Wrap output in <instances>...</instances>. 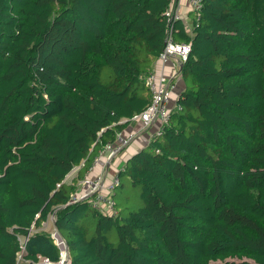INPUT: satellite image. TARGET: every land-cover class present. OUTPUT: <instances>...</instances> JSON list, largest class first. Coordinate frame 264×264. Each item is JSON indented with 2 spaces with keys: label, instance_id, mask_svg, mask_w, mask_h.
Instances as JSON below:
<instances>
[{
  "label": "trees",
  "instance_id": "trees-1",
  "mask_svg": "<svg viewBox=\"0 0 264 264\" xmlns=\"http://www.w3.org/2000/svg\"><path fill=\"white\" fill-rule=\"evenodd\" d=\"M171 1L0 0V264L59 260L49 214L69 264H264V0H202L191 32L172 22L184 88L117 173L137 207L115 189L114 214L68 203L150 102Z\"/></svg>",
  "mask_w": 264,
  "mask_h": 264
},
{
  "label": "built area",
  "instance_id": "built-area-1",
  "mask_svg": "<svg viewBox=\"0 0 264 264\" xmlns=\"http://www.w3.org/2000/svg\"><path fill=\"white\" fill-rule=\"evenodd\" d=\"M172 1L170 3V7L166 10L169 26L168 33L165 38L164 47L158 55L157 60L162 66L170 61L175 62L177 69L174 67L173 72L169 76H167L164 72H156L154 70L149 71L145 75L144 83L150 92V102L141 112L134 114L130 118V121L140 122L143 128L150 127L152 124L156 123L158 127L155 134L160 133L162 126L166 122L167 116L172 109L168 106V104L170 100V92L174 87L173 81L175 78L180 77V68H178L177 64H182L185 61L190 50V44L188 42H175L172 39L173 21L181 20L187 29V25L184 20L185 16L181 11L182 0H176L174 6L171 5ZM185 1L187 2L189 10L197 18V14L202 6V0ZM174 107L177 106L174 105ZM135 136L136 134L133 131H119L112 141L106 142L98 151V154L94 158L92 164L87 168V173L77 181L75 190L71 194L68 203L86 200L92 207H95L107 214H114L115 202L113 199V192L119 184L117 173L119 170H122L123 167H121L116 174L109 178L102 175L91 176L90 172L93 169L94 163L101 159L102 161L104 160L105 163L111 162L135 138ZM77 170V167L74 168L67 175L66 180H70L73 176H75ZM71 174L74 175L69 178V175ZM49 215L52 216V214ZM51 218L53 220V227L48 232V235L52 238L53 242L60 251L59 260L57 262H50L44 258V261L41 264H57L60 263L61 260L67 261L68 258L66 242L56 230L54 226V218ZM46 221L47 219L42 222L39 230L45 227ZM32 228L33 227H31V230ZM25 241L26 238H20L21 250L24 249ZM35 264L40 263L38 261Z\"/></svg>",
  "mask_w": 264,
  "mask_h": 264
},
{
  "label": "crops",
  "instance_id": "crops-1",
  "mask_svg": "<svg viewBox=\"0 0 264 264\" xmlns=\"http://www.w3.org/2000/svg\"><path fill=\"white\" fill-rule=\"evenodd\" d=\"M175 1L176 0L172 1L171 4L172 6L175 5ZM181 11L188 20L186 24L187 30L191 32V26H189V24L191 23L193 17H192V12L189 10V7L185 0L181 1ZM177 65L178 68H180L179 65L181 66V64H177ZM174 67L176 68L175 62L170 61L166 63L164 66H162L161 63L156 59L152 64L151 70H154L156 72H164L167 76H169L173 72ZM173 84L174 87L170 92V100L168 104L170 108H174V105H176L177 97L184 88V82L180 77L175 78ZM157 127H158L157 124L154 123L150 127L143 128L140 122L130 121L122 131L124 132L133 131L136 134L135 138L111 162L105 163L104 160L102 161L101 159L98 162L94 163L90 175L91 176L102 175L105 176L106 178H109L114 174H116L117 171L126 164V162L129 160L131 156H133L140 150L147 148L150 140L155 135ZM86 173L87 172L85 171L84 175ZM72 175L74 174H71L70 176Z\"/></svg>",
  "mask_w": 264,
  "mask_h": 264
},
{
  "label": "rangeland",
  "instance_id": "rangeland-1",
  "mask_svg": "<svg viewBox=\"0 0 264 264\" xmlns=\"http://www.w3.org/2000/svg\"><path fill=\"white\" fill-rule=\"evenodd\" d=\"M184 20H185V23L187 24L188 20L186 19V16L184 17ZM189 26H192L191 23L189 24ZM136 192H137V189L130 186L129 182L125 178H123L121 186L115 189V199L117 203L122 205L121 208L129 207L130 209H134L135 207H137V205L140 202L139 195ZM51 217L54 218V215L52 214V216L51 215L48 216L45 227L40 229L42 230V232L48 233L52 229L53 220ZM31 231H35V228L33 227ZM43 261H44V258L40 257L39 263L41 264L43 263ZM27 263L28 262L20 261V264H27ZM66 264H69L68 258H67Z\"/></svg>",
  "mask_w": 264,
  "mask_h": 264
},
{
  "label": "water",
  "instance_id": "water-1",
  "mask_svg": "<svg viewBox=\"0 0 264 264\" xmlns=\"http://www.w3.org/2000/svg\"><path fill=\"white\" fill-rule=\"evenodd\" d=\"M27 264H35V263H33V262H28ZM48 264H56V263H48ZM59 264H66V261H62V262H60Z\"/></svg>",
  "mask_w": 264,
  "mask_h": 264
},
{
  "label": "bare ground",
  "instance_id": "bare-ground-1",
  "mask_svg": "<svg viewBox=\"0 0 264 264\" xmlns=\"http://www.w3.org/2000/svg\"><path fill=\"white\" fill-rule=\"evenodd\" d=\"M63 260H61L60 262H62ZM57 264H59V263H57Z\"/></svg>",
  "mask_w": 264,
  "mask_h": 264
}]
</instances>
